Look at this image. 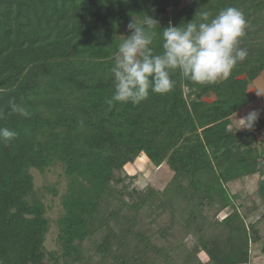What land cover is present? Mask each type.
Returning <instances> with one entry per match:
<instances>
[{
    "label": "trees",
    "instance_id": "trees-1",
    "mask_svg": "<svg viewBox=\"0 0 264 264\" xmlns=\"http://www.w3.org/2000/svg\"><path fill=\"white\" fill-rule=\"evenodd\" d=\"M227 7L247 21L248 51L227 79L177 74L168 94L108 105L109 69L133 19L166 28ZM263 74L264 0H0V108L11 99L30 113L0 120L17 134L0 142V264H251L258 222L247 223L228 186L258 176L264 207V117L252 129L234 118ZM148 164L173 173L163 189L124 173ZM58 166L67 185L49 251L52 221L32 170Z\"/></svg>",
    "mask_w": 264,
    "mask_h": 264
},
{
    "label": "clouds",
    "instance_id": "clouds-1",
    "mask_svg": "<svg viewBox=\"0 0 264 264\" xmlns=\"http://www.w3.org/2000/svg\"><path fill=\"white\" fill-rule=\"evenodd\" d=\"M199 16V20L196 17ZM158 22L145 15L137 22L133 19L127 29L130 35L122 36L116 60L109 69L114 84L113 94L107 100L114 104L139 105L149 93L168 94L175 85L174 75L197 85H213L227 79L239 62L248 56L247 49L240 47L246 35L247 21L235 7L220 10L215 16L208 11L197 12L191 22L173 26L162 32ZM159 37L160 51L155 50ZM8 112L0 108V120L11 115L30 116L26 107L15 100L8 101ZM257 113L251 112L239 121L241 128L252 129ZM16 132L0 126V142L9 144Z\"/></svg>",
    "mask_w": 264,
    "mask_h": 264
},
{
    "label": "rangeland",
    "instance_id": "rangeland-1",
    "mask_svg": "<svg viewBox=\"0 0 264 264\" xmlns=\"http://www.w3.org/2000/svg\"><path fill=\"white\" fill-rule=\"evenodd\" d=\"M180 2L183 6L190 3L191 0H180ZM249 93L253 102L234 117L237 120L241 119V116H245V114L251 112L260 113L261 116L264 117V76L261 75L256 79ZM261 137L262 136H260V138ZM124 173L128 175H138V178L134 181V185L140 189L148 184L163 189L173 176V173L167 165H163L157 169L149 164L143 167L139 165L138 168L128 165L125 167ZM32 175L34 177L35 190L46 205L47 216L52 221L50 232L46 240V247L49 251L56 250L58 249L56 243L58 230L57 219L61 213V196L66 191L67 180L60 166L48 169L44 173L32 170ZM258 180L259 177L254 176L228 186L231 193L239 194L237 203H243L245 205L244 208L241 209V212L247 216V223L258 222L257 228L262 239L259 243L252 245L251 264H264V220H260L264 213V207L256 195ZM53 190L57 191V196L53 194ZM227 213L226 211L223 212L221 217H224ZM167 221L168 216L164 217L160 221V224L164 225ZM189 241L191 242V240ZM200 257L205 263L208 261L205 254L201 253Z\"/></svg>",
    "mask_w": 264,
    "mask_h": 264
},
{
    "label": "crops",
    "instance_id": "crops-1",
    "mask_svg": "<svg viewBox=\"0 0 264 264\" xmlns=\"http://www.w3.org/2000/svg\"><path fill=\"white\" fill-rule=\"evenodd\" d=\"M262 76H264V74H263ZM257 79H258V78H257ZM255 81H256V80H255ZM255 81H254V82H255ZM254 82H253V83H254ZM252 85H253V84H252ZM252 85L250 86L249 91L251 90ZM249 91H248V92H249ZM249 96H250V93H249ZM250 98H251V96H250ZM252 102H253V99L251 98V102H250V104H251ZM250 104H248V105H247L246 107H244L242 110L246 109ZM242 110H240V111H242ZM240 111H239V112H240ZM239 112H237V113L235 114V116H236ZM257 114L261 115L260 113H257ZM247 115H248V114H245V116H241V117L243 118V117H246Z\"/></svg>",
    "mask_w": 264,
    "mask_h": 264
}]
</instances>
